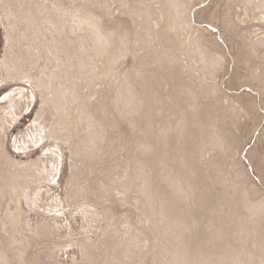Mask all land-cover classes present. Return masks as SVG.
Instances as JSON below:
<instances>
[{"label": "rangeland", "instance_id": "1", "mask_svg": "<svg viewBox=\"0 0 264 264\" xmlns=\"http://www.w3.org/2000/svg\"><path fill=\"white\" fill-rule=\"evenodd\" d=\"M0 264H264V0H0Z\"/></svg>", "mask_w": 264, "mask_h": 264}]
</instances>
